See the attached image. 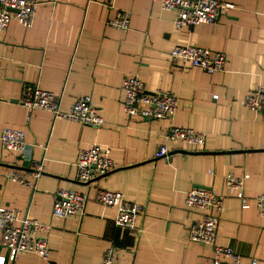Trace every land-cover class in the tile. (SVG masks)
Wrapping results in <instances>:
<instances>
[{
    "label": "crops",
    "instance_id": "obj_1",
    "mask_svg": "<svg viewBox=\"0 0 264 264\" xmlns=\"http://www.w3.org/2000/svg\"><path fill=\"white\" fill-rule=\"evenodd\" d=\"M226 1L234 7L219 21L182 28L175 26L176 10L163 8L162 0H38L32 27L12 15L0 30V137L6 127L22 129L29 149L6 150L0 139V206L48 225L51 249L48 259L21 253L5 264H101L110 246L119 264H198L212 258L214 248L187 237L189 225L204 214L186 204L193 187L226 196L217 243L233 247L241 264H264V215L254 202L264 193V114L245 103L246 94L264 84V0ZM124 11L131 14L128 29L109 24ZM188 44L224 51L225 71L209 73L172 57L174 47ZM129 76L140 77L149 90L173 91L179 98L175 116L126 113L123 81ZM26 87L54 91L64 110L90 95L105 124L29 112L20 101ZM172 125L203 132L206 144L169 140ZM94 143L111 149L115 168L82 183L76 162ZM163 145L169 157L158 156ZM32 159L43 161L44 173L27 186L12 172L31 178ZM229 173L249 175V208L228 195ZM61 189L90 195L83 214H53ZM99 189L143 206L135 229L115 223L116 208L94 199ZM9 254L0 228V256Z\"/></svg>",
    "mask_w": 264,
    "mask_h": 264
},
{
    "label": "built area",
    "instance_id": "obj_2",
    "mask_svg": "<svg viewBox=\"0 0 264 264\" xmlns=\"http://www.w3.org/2000/svg\"><path fill=\"white\" fill-rule=\"evenodd\" d=\"M38 0H0V30L5 31L13 14L20 19L25 27H32L36 18ZM162 7L174 9L177 12L175 26L182 28L201 23H215L234 3L226 0H162ZM130 12L124 11L117 17L109 20V24L119 28L130 27ZM1 54V41H0ZM174 59H182L194 67L202 68L209 73L225 71L227 54L224 51L212 50L199 45H177L171 50ZM125 98L123 108L131 116L143 119L173 118L179 108L178 96L170 90H149L138 76L126 77L123 81ZM218 98V95L214 96ZM60 96L52 90L39 87L23 90L21 103L29 112L42 109L53 114L54 119H72L85 125L101 128L105 119L100 113L94 98L90 95L81 96L69 110L61 106ZM246 106L255 113L264 114V84L250 90L245 96ZM167 138L173 142L182 141L191 147H203L206 144V135L191 127L172 125ZM3 148L24 154L29 149L26 133L22 129L6 127L1 134ZM158 156L169 157V148L161 146ZM32 177L13 171V178L27 186L35 185V180L44 173V164L41 160H31ZM77 179L82 183H91L115 168L111 157V149L98 143L82 149L76 162ZM249 175L236 176L229 173L226 176V186L229 196L241 201L243 208H249L251 199L245 191V183ZM57 200L53 207V214L57 217H75L83 214L88 193L76 190L61 189L57 192ZM225 195L204 187H193L187 192L186 204L190 208L202 211L201 219L193 221L187 231L191 241L212 245L214 255L198 264H241V255L231 246L217 243ZM94 199L105 207L116 208L115 223L119 227L136 228L137 216L144 211L139 203L125 198L124 194L109 189L97 190ZM254 202L258 210L264 215V193L257 195ZM0 228L2 230V244L10 250L9 257L0 256V264L6 260L15 261L21 253H34L43 259L50 256V245L44 234L49 228L38 219L21 218L17 209L0 206ZM101 264H119L114 247L106 249Z\"/></svg>",
    "mask_w": 264,
    "mask_h": 264
}]
</instances>
